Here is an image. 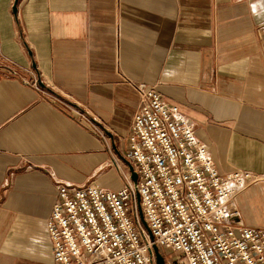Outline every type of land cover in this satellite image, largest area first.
I'll return each mask as SVG.
<instances>
[{
  "label": "crops",
  "instance_id": "crops-1",
  "mask_svg": "<svg viewBox=\"0 0 264 264\" xmlns=\"http://www.w3.org/2000/svg\"><path fill=\"white\" fill-rule=\"evenodd\" d=\"M15 1L0 0V264H53L58 182L122 186L112 158L140 82L181 107L219 171L258 177L237 203L264 228V0Z\"/></svg>",
  "mask_w": 264,
  "mask_h": 264
},
{
  "label": "built area",
  "instance_id": "built-area-1",
  "mask_svg": "<svg viewBox=\"0 0 264 264\" xmlns=\"http://www.w3.org/2000/svg\"><path fill=\"white\" fill-rule=\"evenodd\" d=\"M134 88L124 158L136 180L114 161L118 189L57 183L47 217L53 264H157L154 246L163 264H264V228L242 222L237 203L258 177L219 171L178 104L154 85Z\"/></svg>",
  "mask_w": 264,
  "mask_h": 264
},
{
  "label": "water",
  "instance_id": "water-1",
  "mask_svg": "<svg viewBox=\"0 0 264 264\" xmlns=\"http://www.w3.org/2000/svg\"><path fill=\"white\" fill-rule=\"evenodd\" d=\"M17 1V0H16ZM15 1V3H16ZM15 5H14V10H15ZM128 168H129V172H130V177L133 181L136 180V174L135 172L132 170V166L130 164H128ZM154 248V252H155V256H156V263L157 264H163V257L162 255L159 253L158 248L156 246L153 247Z\"/></svg>",
  "mask_w": 264,
  "mask_h": 264
},
{
  "label": "rangeland",
  "instance_id": "rangeland-1",
  "mask_svg": "<svg viewBox=\"0 0 264 264\" xmlns=\"http://www.w3.org/2000/svg\"><path fill=\"white\" fill-rule=\"evenodd\" d=\"M112 160H113V162L115 161V159L114 158H112ZM116 162V161H115ZM117 164H118V166H119V168H120V166H121V168L120 169H123V167L125 168V169H123V171L125 172L126 171V169H128V171H129V168H128V162L125 160V158L123 157V155L121 154V156H117ZM171 252L170 251H167L166 252V254L170 257V254Z\"/></svg>",
  "mask_w": 264,
  "mask_h": 264
}]
</instances>
